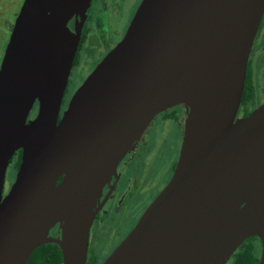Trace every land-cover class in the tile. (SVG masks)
<instances>
[{
	"label": "water",
	"instance_id": "95a60500",
	"mask_svg": "<svg viewBox=\"0 0 264 264\" xmlns=\"http://www.w3.org/2000/svg\"><path fill=\"white\" fill-rule=\"evenodd\" d=\"M90 2L24 0L14 21L0 64V264L47 243L61 264H85L103 187L177 105L172 176L102 264H225L250 237L264 264V103L235 119L264 0H142L58 120Z\"/></svg>",
	"mask_w": 264,
	"mask_h": 264
},
{
	"label": "rangeland",
	"instance_id": "374dc122",
	"mask_svg": "<svg viewBox=\"0 0 264 264\" xmlns=\"http://www.w3.org/2000/svg\"><path fill=\"white\" fill-rule=\"evenodd\" d=\"M23 1L0 0V64L11 33L9 27L14 24ZM138 1L120 0L115 5L107 0L108 5H105L106 0H93L87 34L75 55L63 105H67L101 57L122 36ZM136 144L135 155L139 156L134 158L138 165L134 174L136 183L119 211L114 213L110 210L92 226L94 239L91 237L89 240L88 258L94 264L103 263L121 237L134 225L143 208L167 182L181 145V129L177 122L169 124L155 117Z\"/></svg>",
	"mask_w": 264,
	"mask_h": 264
},
{
	"label": "flooded vegetation",
	"instance_id": "af4514ba",
	"mask_svg": "<svg viewBox=\"0 0 264 264\" xmlns=\"http://www.w3.org/2000/svg\"><path fill=\"white\" fill-rule=\"evenodd\" d=\"M109 1L114 3L115 5H117V3L120 0H109ZM141 1L142 0H139L137 2L136 6L133 9L132 14L128 17L129 18L128 23H127V26H126L125 31L122 34V36L116 42H114L111 47H109V49L105 52L103 57L122 39V37L124 36L126 29L129 25L133 15H134V13L137 10ZM92 2H93V0H91L90 6L86 10V15H85V19L83 22V26H82V30H81V37H80V41H79L77 51L79 50L80 44L83 42V40L85 39L86 34H87L86 29H87L88 21L90 19L89 18V15H90L89 11H90V7H91ZM105 5H108L107 0H106ZM17 15H18V13H17ZM73 25H74V19H71L68 23V27L71 30H73ZM12 28H13V25L9 27V29L11 31H12ZM7 43H8V41H7ZM77 51H76V53H77ZM103 57H101V58H103ZM67 85H68V83H67ZM66 88H67V86H66ZM70 98H69V100H70ZM263 103H264V13H263L261 21L259 23L256 35H255L254 40H253L252 48H251V51H250V54L248 57L243 92H242L240 103H239V106H238V109H237V112L235 115V119H241V118L248 116L253 110H255L257 107H259ZM66 107H67V105L61 104V109H60L58 120L62 116V112L66 109ZM37 109H38V103L35 102L33 107H32V110L30 111V113L27 117V122L32 120L33 118H35V116L37 114ZM186 112H187V110L184 106L177 105V106L171 107V108L167 109L166 111L158 114L156 116V118L160 117L161 122H165V123H169V124L177 122V124L179 125V127L181 129V141H182L183 124H184V117H185ZM136 143L134 144V148L132 149V151L130 153L126 154L124 156V158L119 162V164L116 167V174L114 176H112L109 183L106 184L102 189L101 196H100L99 200L97 201V206L104 199H105V201L103 202V204L99 208V210L96 212L94 220H93L91 227L89 229L87 258H86L85 264H94L93 260L92 259L89 260V258H88L89 240L91 239V237H92V240L94 239L93 238L94 233H93V229H92L93 224L97 220H99L101 215L109 214L110 210L114 213L119 211V209H121V207L124 205L125 200L127 198V195L131 192L132 186L136 183V178H135L134 174L138 170V165L136 164V162H134V158L135 157L139 158V156L135 155V152L137 151L135 148L137 145ZM179 149H180V147H179ZM21 153H22L21 149L16 150L9 160V163H8V166H7L6 172H5V177H4L2 197H4L8 193V191L10 190V188H11V186L15 180V176H16V173H17L20 161H21ZM178 154H179V151H178ZM177 158H178V155H177ZM176 162H177V159H176L175 163L172 165V171H171V174H170L167 182L169 181V179L172 176ZM167 182L165 183V185L167 184ZM150 185H151V181H150ZM164 186L156 192V194L151 198V201L143 208V211L152 202V200L156 197V195L164 188ZM143 190H145L144 187H143ZM143 211L141 213H143ZM140 216H141V214L139 215V217ZM139 217L137 218L136 222L138 221ZM136 222L134 223V225L136 224ZM132 227H131V229H132ZM131 229H129L124 234V236L121 237V239L115 245V247L125 238V236L129 233V231ZM60 234L61 233L58 229V225H55L49 231L48 236L59 238ZM248 242H252L253 244H255L256 247L261 252V245H260L259 240L258 241L257 240H252V241L251 240L250 241L244 240L241 243V245H243V243L245 244ZM260 252H259V254H260Z\"/></svg>",
	"mask_w": 264,
	"mask_h": 264
},
{
	"label": "trees",
	"instance_id": "16d2710c",
	"mask_svg": "<svg viewBox=\"0 0 264 264\" xmlns=\"http://www.w3.org/2000/svg\"><path fill=\"white\" fill-rule=\"evenodd\" d=\"M257 240V237H250L246 241ZM259 249L252 242L243 243L226 261L225 264H258ZM61 253L55 243H47L36 248L31 254L27 264H61Z\"/></svg>",
	"mask_w": 264,
	"mask_h": 264
}]
</instances>
